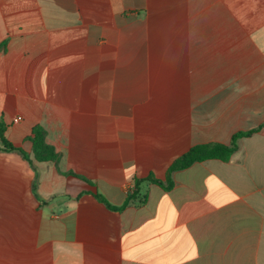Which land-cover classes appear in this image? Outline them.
<instances>
[{
	"label": "crops",
	"instance_id": "1",
	"mask_svg": "<svg viewBox=\"0 0 264 264\" xmlns=\"http://www.w3.org/2000/svg\"><path fill=\"white\" fill-rule=\"evenodd\" d=\"M0 123V264H264V0H0Z\"/></svg>",
	"mask_w": 264,
	"mask_h": 264
},
{
	"label": "trees",
	"instance_id": "2",
	"mask_svg": "<svg viewBox=\"0 0 264 264\" xmlns=\"http://www.w3.org/2000/svg\"><path fill=\"white\" fill-rule=\"evenodd\" d=\"M4 126L0 123V143L2 144L3 151H15L20 153L26 160H29V157L20 149L14 148L4 137ZM256 130L237 133L233 136L230 145H221V144H205V145H196L191 147L185 154L177 158L167 169L164 177V181L154 179L153 177H148L145 180L155 182L165 189H169L172 186L171 174L174 171L185 169L192 165L193 163L203 162L206 160L217 159L221 161H227L229 157L237 150V141L238 139L249 137ZM31 140V153L33 158L37 162H55L58 160L59 155L54 152V150L45 143L44 132L40 128H35L33 130V137ZM144 179H136L134 184V191H132L124 205H127L128 202L134 198L138 193V186ZM95 198L105 204L110 209H121L111 207L106 200L100 196L95 195ZM122 206V207H123Z\"/></svg>",
	"mask_w": 264,
	"mask_h": 264
},
{
	"label": "built area",
	"instance_id": "3",
	"mask_svg": "<svg viewBox=\"0 0 264 264\" xmlns=\"http://www.w3.org/2000/svg\"><path fill=\"white\" fill-rule=\"evenodd\" d=\"M20 120H21V117H19V116H16V117H14V119H13L14 122H19Z\"/></svg>",
	"mask_w": 264,
	"mask_h": 264
}]
</instances>
